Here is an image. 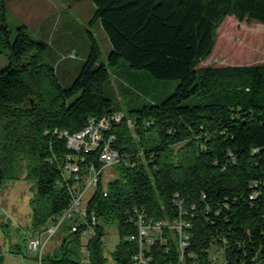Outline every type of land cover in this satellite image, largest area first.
I'll list each match as a JSON object with an SVG mask.
<instances>
[{"label":"trees","instance_id":"1","mask_svg":"<svg viewBox=\"0 0 264 264\" xmlns=\"http://www.w3.org/2000/svg\"><path fill=\"white\" fill-rule=\"evenodd\" d=\"M91 1L90 24H100L111 50L106 64H98L99 49L88 32L89 53L78 77L64 88L46 57L50 49L45 42L23 26L11 40L6 1L0 0V54L7 61L0 70V187L20 178L34 183L27 235L47 226L68 205L67 192L55 186L57 168L47 162L52 153L67 150L53 130L74 134L89 117L114 111L105 93L108 68L123 60L130 69L178 85L162 102L129 112L128 118L151 121L149 126L138 127L134 135L125 128L113 130L122 151L131 157L142 151L137 167L117 165L116 177L106 183L107 195L100 186L88 203L100 221L117 222L115 264H130L136 251L133 243L121 240L134 232L123 216L132 206L144 208L153 220L188 222L187 251L198 264H211L214 242L225 249L230 264H264V185L249 199V183L264 181V64L197 67L210 56L216 29L226 17L264 25V0ZM249 31L237 51L240 58L260 54L248 45L255 38L262 42L261 31ZM253 148L259 150L253 153ZM228 149L237 158L226 166ZM175 193L182 201L181 216L173 205ZM1 227L9 238L8 225ZM82 237L64 227L42 264H83V246L88 264H106L104 226L100 223L86 241ZM27 238H21L13 254L23 256ZM168 242V252L160 245L151 248L153 264L177 263V246Z\"/></svg>","mask_w":264,"mask_h":264},{"label":"rangeland","instance_id":"2","mask_svg":"<svg viewBox=\"0 0 264 264\" xmlns=\"http://www.w3.org/2000/svg\"><path fill=\"white\" fill-rule=\"evenodd\" d=\"M5 1L7 24L12 32L11 40L14 39L17 28L22 25L31 27L29 17H39L43 7L46 8L50 38H46L42 42H45L50 49L46 57L62 87L70 86L80 73L85 61L82 58L87 57L90 48L88 32L91 33L99 49L98 64H106L111 47L100 24L98 22L90 24L95 11V6L91 0H29L35 4L33 7L30 4V8L26 9L27 11L18 10L19 8L16 7L17 0ZM233 26L234 29L231 30ZM249 30L261 31L262 42L259 43L255 38L248 45L250 51H257L260 54L255 57L250 54L248 58L244 55L240 58L237 51L240 43L245 40V36H250ZM27 34H31L30 29H28ZM70 54H77V57L72 59ZM6 63V58L0 54V70ZM256 64H264V25L253 22H238L233 17H226L216 29V42L210 56L200 62L197 67ZM108 72L110 83L105 88V93L111 101V108L121 111L127 117L131 111L151 103L162 102L173 93L178 85L177 80H158L150 76L145 70L130 69L123 60L119 62L118 66L109 67ZM116 175L117 165H114L105 170L103 180L107 182L115 178ZM35 192L34 183L21 178L7 181L0 187V252L4 256L2 264H35L26 248L23 249V256L12 253L13 250L15 251V245L20 243L22 237H30L27 235L32 213L30 200L35 196ZM92 193V191L87 193L84 203H87ZM100 223L104 226L103 255L107 260L106 264H115L111 254L120 242L117 222L100 221ZM2 225H8L9 238L3 236ZM45 227L44 225L41 229L36 230L34 234L41 233ZM62 229L50 239L44 255L56 249L63 234ZM82 239L86 241L87 237H82ZM83 264L88 263L83 262Z\"/></svg>","mask_w":264,"mask_h":264},{"label":"built area","instance_id":"3","mask_svg":"<svg viewBox=\"0 0 264 264\" xmlns=\"http://www.w3.org/2000/svg\"><path fill=\"white\" fill-rule=\"evenodd\" d=\"M151 123L148 120L128 118L121 111L114 110L100 117H89L85 127L74 134L66 130H53L52 135L63 139L67 150L61 155L52 153L47 158V162L57 168L58 178L55 180V186L67 192L68 205L61 214L53 217L41 233L27 238L26 249L29 256L34 258L35 264H42L48 242L61 228L68 227L72 232L79 231L83 237L87 238L94 235L100 220L93 211L88 210V203L100 186L102 195L104 197L107 195L105 186L108 181L103 180L105 170L119 164L135 168L137 167L136 159L142 155L140 151L131 157L129 153L122 151L124 146L117 147V134L113 130L120 131L125 128L134 135L138 127L145 128ZM258 150L253 148L252 152L255 153ZM226 156L228 161L226 166L236 162L237 156L232 149L227 150ZM149 162L151 163V160ZM260 185H264V181L253 180L249 183L250 200L259 195ZM90 191L93 193L87 203H84L85 196ZM173 205L181 216L182 201L177 193L173 195ZM123 216L125 224L134 228L133 233L125 234L121 239L124 243H133L136 246L130 264H153L151 248L160 245L164 247L165 252H168L169 240L175 242L177 246L176 264H198L195 255L187 251L190 225L182 218H178L173 223L166 220H153L147 216L144 208L137 206L127 208ZM102 241L104 243V238ZM222 241L225 242L224 239ZM81 252L85 262L88 263L89 254L85 246L81 248ZM210 259L211 264H230L225 256V249L215 242L212 245ZM256 260V255L251 257V262L255 263Z\"/></svg>","mask_w":264,"mask_h":264},{"label":"crops","instance_id":"4","mask_svg":"<svg viewBox=\"0 0 264 264\" xmlns=\"http://www.w3.org/2000/svg\"><path fill=\"white\" fill-rule=\"evenodd\" d=\"M30 4L33 7L35 3L30 2L29 0H17L16 7L19 8L18 10L21 9L22 11H27L26 9L30 8ZM46 12H47L46 8L43 7L42 14H39L40 15L39 17H31L30 18L28 16L29 17V24L31 25L32 28L29 25L28 26L22 25L23 27H25V30L27 32H28V29H30L31 34H32V35L30 34V36L32 38L39 40V41H42V40L45 41L46 38H50V27L47 24L48 15ZM36 37H39V38H36ZM75 51H76V49H75ZM70 56H71L70 58L74 59L77 57V54H70ZM82 59H85V58H82ZM31 258L34 260L33 257H31Z\"/></svg>","mask_w":264,"mask_h":264}]
</instances>
